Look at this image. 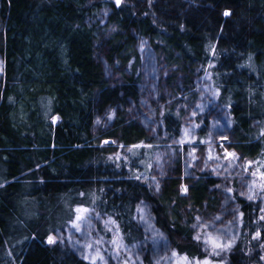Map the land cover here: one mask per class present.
<instances>
[{
  "label": "trees",
  "instance_id": "trees-1",
  "mask_svg": "<svg viewBox=\"0 0 264 264\" xmlns=\"http://www.w3.org/2000/svg\"><path fill=\"white\" fill-rule=\"evenodd\" d=\"M140 39L163 71L150 94ZM0 60V264H92L79 245L49 241L78 207L113 226L123 247L150 246L137 221L144 204L153 231L190 259L205 256L197 221H233L237 209V242L216 261L264 264L259 194L234 193L226 209L219 180L182 181L178 163L158 191L147 180L154 153L181 136L185 99L199 104L200 137L210 125L227 132L228 148L264 175V0H0ZM206 69L228 118L193 94Z\"/></svg>",
  "mask_w": 264,
  "mask_h": 264
},
{
  "label": "rangeland",
  "instance_id": "rangeland-1",
  "mask_svg": "<svg viewBox=\"0 0 264 264\" xmlns=\"http://www.w3.org/2000/svg\"><path fill=\"white\" fill-rule=\"evenodd\" d=\"M138 53L140 75L142 81L148 85L146 90L150 94L151 89L156 84V76L159 77L163 73L162 67L147 40H138ZM1 67L2 61L0 60V79ZM104 68V71L108 73L105 74L109 75L105 66ZM151 70L154 73L152 76L149 72ZM209 78L208 69H206L204 74L195 80L193 94L201 98L204 95V100L211 103L215 111L227 116V112L217 105V92L212 87ZM178 97L181 96L177 95L175 98ZM187 98L189 99V97ZM165 101L167 104L174 102L173 97H168ZM184 101L186 104L180 105V103L176 107V112L182 122L181 136L174 141L175 143L161 145L154 153L153 161L149 166L147 180L154 191L160 189L162 179L171 175L175 164L178 163L176 166L179 165L181 168L182 181L194 178L200 173H206L219 180L218 190H220L221 196H224V199L222 198L224 208L227 209L230 205L235 206L234 193L245 199H250L259 194L261 205L264 207V194L262 192L264 190V175L255 173L251 162L242 160L232 149L228 148L227 132L216 131L210 125L207 128V135L200 137L198 131L200 125L197 123L199 104L195 103L193 109V106L187 104V99ZM142 110L146 113L143 118L147 121L148 128H151L153 137L158 142L164 141L166 136L161 125L158 124L159 120L157 121L151 113V108L143 106ZM112 116L113 114L110 112L101 119L109 122ZM216 117H219V114ZM212 120L211 117L210 123ZM99 122H101L100 117L96 123L99 124ZM200 157L205 158L206 165H202ZM182 191L186 193L185 182L182 184ZM149 214L147 205L144 204L138 208L137 221L147 233L152 234L153 238L151 239L150 235L146 234V241L152 242V245L147 247L140 244L123 247L113 226L106 225L104 220L97 219L91 211L81 207L75 209L72 220L62 231H58L55 237L51 236L49 241L57 239L60 242H68L69 245L70 243L79 245L78 254L92 264H219L216 260L219 257L222 258L224 250L232 248L238 239L239 216L237 209L233 221L226 218L225 221L218 218L214 222L206 219L198 220L194 232L201 242L202 252L205 256L203 259H190L175 253L168 242L153 231ZM103 232H108L111 237L110 240L104 237Z\"/></svg>",
  "mask_w": 264,
  "mask_h": 264
},
{
  "label": "water",
  "instance_id": "water-1",
  "mask_svg": "<svg viewBox=\"0 0 264 264\" xmlns=\"http://www.w3.org/2000/svg\"><path fill=\"white\" fill-rule=\"evenodd\" d=\"M119 1H120V0H119ZM115 4H116V6L119 5L118 0H115ZM111 143H112V141L109 140V139H106V140L103 141V144H104V145H109V144H111Z\"/></svg>",
  "mask_w": 264,
  "mask_h": 264
},
{
  "label": "snow or ice",
  "instance_id": "snow-or-ice-1",
  "mask_svg": "<svg viewBox=\"0 0 264 264\" xmlns=\"http://www.w3.org/2000/svg\"><path fill=\"white\" fill-rule=\"evenodd\" d=\"M118 2H119V0H118ZM227 14V13H226Z\"/></svg>",
  "mask_w": 264,
  "mask_h": 264
}]
</instances>
